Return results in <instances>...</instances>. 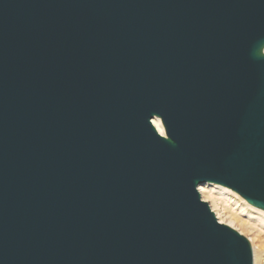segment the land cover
Instances as JSON below:
<instances>
[{"label": "water", "instance_id": "obj_1", "mask_svg": "<svg viewBox=\"0 0 264 264\" xmlns=\"http://www.w3.org/2000/svg\"><path fill=\"white\" fill-rule=\"evenodd\" d=\"M205 183L264 211V0H0V264H254Z\"/></svg>", "mask_w": 264, "mask_h": 264}, {"label": "bare ground", "instance_id": "obj_2", "mask_svg": "<svg viewBox=\"0 0 264 264\" xmlns=\"http://www.w3.org/2000/svg\"><path fill=\"white\" fill-rule=\"evenodd\" d=\"M153 123L158 132L162 136H165L166 133L161 120L156 118ZM199 191L203 201L209 203L221 224L227 225L240 233L251 234L253 236L252 241L258 240L260 242V244L255 245L254 251L252 248L254 262L255 264H264V211L249 205L247 201L237 193L220 185L205 183L200 185ZM234 194L239 196L241 201H233L231 195ZM238 206V211L241 214L247 213L249 219L253 222L252 225L242 221L239 218L240 213H235L234 210H232V207H236L237 209Z\"/></svg>", "mask_w": 264, "mask_h": 264}, {"label": "rangeland", "instance_id": "obj_3", "mask_svg": "<svg viewBox=\"0 0 264 264\" xmlns=\"http://www.w3.org/2000/svg\"><path fill=\"white\" fill-rule=\"evenodd\" d=\"M232 197V200L234 201H236V202H238V201H241L240 199V197L239 196H237V195H231ZM239 205H241V204H239ZM238 209H239V206H238V208L236 209V207H232V210H234V212L236 213V212H239L238 211ZM212 211H213V209H212ZM214 212V211H213ZM215 213V212H214ZM240 213V212H239ZM217 217V216H216ZM239 218L242 220V221H244V222H246V223H249L250 225H252L253 224V222L249 219V217H248V215H247V213L246 214H241L240 213V216H239ZM239 232V231H238ZM240 233V232H239ZM241 235H243V236H245L249 241H250V243H251V245H252V248H253V251H254V247H255V245L257 244H260V242L258 241V240H256V241H252V238H253V236L251 235V234H248V233H240ZM254 264H255V262H254Z\"/></svg>", "mask_w": 264, "mask_h": 264}]
</instances>
